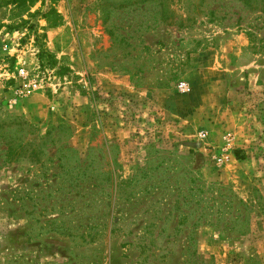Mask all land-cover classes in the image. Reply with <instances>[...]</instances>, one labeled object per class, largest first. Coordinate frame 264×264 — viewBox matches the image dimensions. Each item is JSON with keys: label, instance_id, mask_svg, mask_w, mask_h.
<instances>
[{"label": "rangeland", "instance_id": "obj_1", "mask_svg": "<svg viewBox=\"0 0 264 264\" xmlns=\"http://www.w3.org/2000/svg\"><path fill=\"white\" fill-rule=\"evenodd\" d=\"M12 13L0 7V264H264V0ZM188 171L218 190L217 223L174 209Z\"/></svg>", "mask_w": 264, "mask_h": 264}, {"label": "trees", "instance_id": "obj_2", "mask_svg": "<svg viewBox=\"0 0 264 264\" xmlns=\"http://www.w3.org/2000/svg\"><path fill=\"white\" fill-rule=\"evenodd\" d=\"M36 0H0V7L10 6L12 15L17 17L16 12H28ZM53 8L49 9V12L55 13L57 21L61 18V15L54 12ZM23 22L25 20H22ZM41 59V56H39ZM21 123L27 124V121ZM20 124V122L18 123ZM7 145L6 154L7 156L15 155L12 144ZM192 172L187 173L185 182L182 185L176 186V192L174 193L175 206L180 212V217L184 216L185 220H192L193 226L196 224L211 221L210 223L215 224L219 221V206L217 189L212 187H206L204 182L196 177ZM179 183V182H178ZM211 194V195H208ZM220 195V194H219ZM179 217V218H180ZM64 231L71 232V229L66 226ZM72 233V232H71Z\"/></svg>", "mask_w": 264, "mask_h": 264}, {"label": "built area", "instance_id": "obj_3", "mask_svg": "<svg viewBox=\"0 0 264 264\" xmlns=\"http://www.w3.org/2000/svg\"><path fill=\"white\" fill-rule=\"evenodd\" d=\"M179 87H180V89L182 90V91H188L190 88H189V86H187L185 83H183V82H181L180 84H179Z\"/></svg>", "mask_w": 264, "mask_h": 264}]
</instances>
